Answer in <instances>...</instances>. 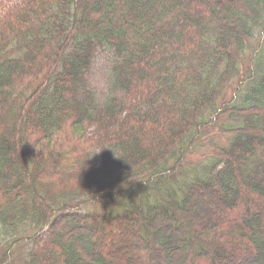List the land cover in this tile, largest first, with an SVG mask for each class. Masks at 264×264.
<instances>
[{
    "label": "trees",
    "instance_id": "1",
    "mask_svg": "<svg viewBox=\"0 0 264 264\" xmlns=\"http://www.w3.org/2000/svg\"><path fill=\"white\" fill-rule=\"evenodd\" d=\"M3 1L0 264H264V0Z\"/></svg>",
    "mask_w": 264,
    "mask_h": 264
},
{
    "label": "rangeland",
    "instance_id": "2",
    "mask_svg": "<svg viewBox=\"0 0 264 264\" xmlns=\"http://www.w3.org/2000/svg\"><path fill=\"white\" fill-rule=\"evenodd\" d=\"M3 2H4V6H6L8 9H12L13 7L19 5V0H4ZM110 62H111V57L109 52L107 51L100 52L95 59L94 66L90 74V86L95 100L103 98V96L106 93L107 82H108L107 75L111 65ZM230 94L231 91H228L225 96V99H227L230 96ZM202 155L203 154L200 153L199 156L192 157L191 162L193 164L199 163L200 161L203 160ZM91 211H93V208L88 207L87 211L82 210L78 213H84V212L87 213ZM8 235H12V234L8 233ZM10 238L14 239V237H7V239H9L8 242L11 241ZM22 243L19 246V250L14 252L12 264H23L28 257V252L31 248V245L27 243V241H25V243L23 244ZM0 254H1V249H0Z\"/></svg>",
    "mask_w": 264,
    "mask_h": 264
}]
</instances>
